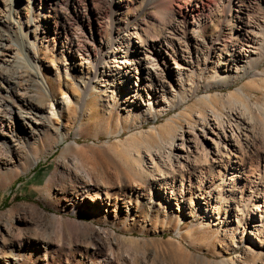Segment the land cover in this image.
I'll list each match as a JSON object with an SVG mask.
<instances>
[{"label": "rangeland", "instance_id": "1", "mask_svg": "<svg viewBox=\"0 0 264 264\" xmlns=\"http://www.w3.org/2000/svg\"><path fill=\"white\" fill-rule=\"evenodd\" d=\"M4 1L11 7L5 11L0 0L6 16L23 18L26 0ZM206 1L38 3L34 11H42V18L31 29L35 35H28L34 46L26 50V60L10 68L3 62L10 57H0V112L6 102L39 122L35 140L27 126L8 138L1 131L10 119L0 118V160H8L14 146L31 150L28 158L0 165V264H238V255L244 264H264V58L228 84L230 76L223 78L225 74L211 65L215 53L209 52V37L200 23L208 15L223 14L229 28L233 13L228 0H213L203 11ZM254 5L260 19L258 10H263ZM96 6L102 8L101 16L95 17L92 27L76 21L75 8L85 13L84 8ZM43 15L52 16L57 34ZM141 23L156 35L166 60L156 52L148 54L153 78L146 83L134 70L132 86L145 85L140 92L145 105L137 110L131 103L124 107L119 98L126 93L122 86L87 83L96 62L102 70L98 57L109 50L107 44L124 46L123 39L118 43V34L136 32ZM64 26L67 32L59 34ZM0 27L14 29L10 19ZM257 31L264 49L260 20ZM142 38L151 39L148 33ZM67 44L77 50L74 58ZM27 59L46 79L50 96L31 73ZM14 76L26 81L23 89L43 109L39 114L31 113L23 99L4 86L3 81ZM63 99L76 114L68 111L62 118L57 102ZM50 102L62 127L69 123L62 145H57V132L41 118L49 112ZM212 110L228 131L235 121L241 122L239 118L249 122L245 133L255 136L256 147L237 139L234 146L225 145L223 127ZM189 137L192 150L196 147L207 157L198 156L181 167L172 158L178 145L189 149L183 145ZM217 150L221 155L214 157ZM96 193L94 208L100 212L92 217L94 204L84 201Z\"/></svg>", "mask_w": 264, "mask_h": 264}, {"label": "bare ground", "instance_id": "2", "mask_svg": "<svg viewBox=\"0 0 264 264\" xmlns=\"http://www.w3.org/2000/svg\"><path fill=\"white\" fill-rule=\"evenodd\" d=\"M26 1H27V5H26L27 7L25 6L26 12L23 15V18L19 20H14L13 18H10V16L8 15L6 16L4 11H2L0 8V24L1 25L5 24L6 20L10 19L12 21L14 28L13 30L10 31H4L0 27V57H4V58L8 56L10 57V59L8 60L6 59L3 60L5 65H7L10 68H16L19 64H21L22 62L21 60H23V58H25L26 60L27 58L26 50L34 46L30 42H28L27 40L28 35L30 33L34 34L35 31H31V29L32 27H34L36 23V19L42 18V15L40 13L43 12L40 11L39 13H37L34 10H37L38 3H42L43 0H26ZM68 1L69 0H55L57 5L64 4ZM253 1L254 2H251L250 0H228L229 8L228 6L225 7L228 8V10H230L233 13V20L229 23V28H227V25H225L223 14H219V13L218 16L214 14L215 18L209 15L206 16L205 21H202L200 23L201 24L200 28L204 32H206L209 37V41H210L209 52L213 51L215 53V56L212 57L213 61L211 65L213 69L218 71V73L225 74L223 75V78H225L226 75L230 76V80H228L229 82L228 84H230V82L234 83L235 80L249 73L264 58V49L258 42L259 35L257 31L258 20H260L261 23L264 25V0H253ZM1 2L3 4V7L6 8L5 11L7 10L8 12L11 10V7L9 9L7 1L5 2L4 0H1ZM206 2L207 3L202 2L201 9L203 11H205L206 9H210L211 5H213V0H208ZM254 3L260 5L261 9L263 10V13L260 10H258L260 19H258V14L254 13V7H255ZM84 9L85 10L83 11L85 13H81V11L76 10L75 8L76 11L75 18L77 19L76 21H78L79 23L81 22L82 24L87 23L89 26L92 27V23L94 22L95 17L96 20L100 18L99 15L101 16L102 8L99 9L96 6L93 8H87V9L84 8ZM16 10L18 11V9ZM18 14L19 12H16L17 17L19 16ZM185 17L188 18V15H186ZM43 18L45 19L47 26H49L50 28L53 27V29L57 34L58 26L52 22L51 20L52 16L43 15ZM52 24L54 25L52 26ZM66 24L68 23L66 22ZM93 29L95 30L97 35L101 34L99 27L98 28L95 27ZM26 30L27 32H25ZM67 30H68L67 27L64 26V28L60 30L59 34L62 33L63 31H65L66 33ZM135 30L137 31L129 32V34L127 35H124L123 33L122 35L118 34V36L121 37H119L117 41L120 44V40L123 39L124 46L118 45L117 48H114L112 47V45L114 44L112 43L107 44L109 50L106 53L103 54L101 53L100 56L98 57L100 61V65L102 66V70L100 71V67L97 66L98 64L96 62V68L93 71L91 70L92 74L89 79L90 81L87 83V86H89L91 82L109 83L110 85L108 84L107 85L113 86L114 88L117 87L118 85L122 86V89L125 90L126 93L119 98L123 100L124 107L126 108L128 106L127 104L131 103V107L133 109L141 110L142 108H144L145 103L143 100L144 96L140 92L145 85H143L142 87L137 85V87H135L136 85L133 84L132 86V83L130 81L133 78L134 70L135 72H138L137 75L140 76L141 82L143 83L149 82L153 78V75H151L150 73L151 69L149 66L148 54H150V52L153 51L154 53L156 52V55L159 56L160 60L165 61L166 59L164 57V50L162 48V45L160 43L157 44V41L154 40V38H156V35L150 33V30L146 28L145 23H141L137 25V28ZM147 33L151 39L143 40L142 38L143 35H147ZM135 40H138L140 42L139 47L138 46L136 47V44H138L139 42ZM148 41L153 43V46L151 48L150 45L147 44ZM200 44H196V45L200 46ZM67 49L69 50V53L72 55L71 58H74L75 56L73 55L74 53L77 52V50L74 48V45L69 46L67 44ZM95 54L98 55L99 52L95 50ZM106 55H108V57ZM80 58L82 59L81 55ZM27 62L30 68L33 69L31 73L34 74L35 77H37V79H39L41 86L44 88L43 90L45 92V95L50 96L49 91L47 90V81L42 76L38 67L36 65L33 66L29 60ZM179 70L181 71L182 68ZM183 70L187 71L188 69L185 68ZM99 74H101V77H99ZM98 77L101 79L98 80ZM3 83L5 87L10 88L11 92L15 91L16 96L21 97V99H23L24 104L27 107H29L31 113L35 115L39 114L38 111H40V109L42 108L38 107L37 104H34L32 101H30V96H28V93L26 91L27 89L26 88H25L26 90L23 89L26 86L25 84L26 81L23 80V77H17V78L15 77L14 79L4 80ZM156 94L157 93L154 94L155 97ZM62 102L59 103L57 102V104H59L57 108L59 109L60 113L63 115L62 118H64V113L66 114L68 111H70L73 114H76L77 111L74 110L72 107H70V103L68 102V99H63ZM147 105L149 106L151 105L150 101L149 104ZM54 106L55 104L50 102L49 112L47 113L45 112V114L43 113L44 115L41 116V118L42 121L45 122L46 125H48L49 129L57 132L59 136L57 145H62L63 143H65L66 136L70 131V129L68 128L69 123L66 124L64 127H62L60 123V119L57 117L58 116L56 112L57 108H55ZM1 107L4 108V112H0L3 114L0 115V118L3 120L4 119L7 120L8 117L10 119L7 123L3 122L4 130L1 132L2 134L4 133V136L6 134L8 138H14L15 136L18 135V130L20 128H24L27 126L26 127L27 132H29L31 140H35V138L38 136L37 127L39 126L38 124L39 122L34 123V120L31 116L24 115L18 108L17 110L10 109V106L6 104V102L3 103ZM64 107H67L66 111L64 110ZM215 107L217 106L215 105ZM211 113L214 116V119L216 121H219L221 123V127H223V130L221 129L222 131L221 136L223 137L225 145L229 144L230 146H234L232 142H234V140L237 139L241 141L244 146H251L252 148L256 147L257 143L252 144L253 143L252 140H254L255 136L252 137L249 136V134L245 133L248 131V125L250 124L249 122L242 121V119L239 118L241 122L236 123L235 121L234 129L232 130L231 127L228 126L229 128L228 131L227 129L224 128L225 127L224 122L222 123V121H220L218 114H216L214 110H212ZM213 124H217V123L214 121ZM214 128L216 127L213 125V129ZM126 129H130V128H126ZM172 130L174 132L175 128H173ZM235 130H237L241 135L239 134L238 136H236ZM183 141L186 142V143L183 142V145L184 144L188 145L189 149L185 151L180 145L176 147L175 150L176 152L173 156L174 158L172 159L175 161V163L178 164V166L182 167L183 164H190L195 158H197L198 156L200 157L201 155L203 157H207L205 154L200 155L196 147H194L195 150H192L193 147L192 145H190L191 144L190 137ZM12 148H13L12 151L13 155L8 160L5 161L0 160L1 166L3 167L10 166L15 164L16 162L23 160L24 157L28 158V153L29 151H31L30 147H27L25 149V148H21L20 146H14ZM220 155H221L220 150H217L215 154L213 153L214 157H219ZM83 185H84L83 188H88L89 190V186L87 184H83ZM94 196L95 197L93 198H91L90 196L85 197L86 199L84 202L85 203L88 202L90 203V201L93 202L94 205L91 208V212H92L91 216L98 217V211L100 212V209L98 210L94 207L98 205L96 203L97 202L96 200L99 198V195L96 193ZM177 206L180 207V205L178 204ZM236 259L238 264L245 263L244 257L240 255H238ZM255 262L256 260L253 261V263Z\"/></svg>", "mask_w": 264, "mask_h": 264}]
</instances>
